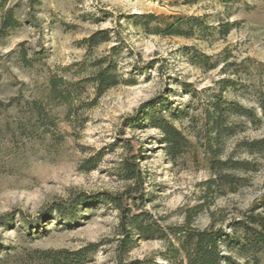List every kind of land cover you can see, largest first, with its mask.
<instances>
[{"label": "rangeland", "instance_id": "1", "mask_svg": "<svg viewBox=\"0 0 264 264\" xmlns=\"http://www.w3.org/2000/svg\"><path fill=\"white\" fill-rule=\"evenodd\" d=\"M7 6H18L20 25L0 42V264H178L171 232L190 216L194 227L215 219L230 235L223 252L232 264H264V245L233 227L264 211V150L249 149L264 139V0ZM100 31L108 41L90 46ZM104 68L119 84L100 91L93 78ZM219 102L231 134L217 139L207 124ZM163 119L191 142L175 157L157 127ZM128 141L141 151L146 190L128 208L145 213L152 231H132L119 252L114 205L76 201L133 183L122 173ZM219 146L222 160L246 163L232 171L235 187L207 185Z\"/></svg>", "mask_w": 264, "mask_h": 264}, {"label": "trees", "instance_id": "2", "mask_svg": "<svg viewBox=\"0 0 264 264\" xmlns=\"http://www.w3.org/2000/svg\"><path fill=\"white\" fill-rule=\"evenodd\" d=\"M8 0H0V42L4 39L11 30L15 29L20 25L18 18L16 17L15 9L18 6H7ZM153 17V16H152ZM148 24H145L147 27ZM165 33L173 35L176 33L174 30V24L165 26ZM105 35V36H102ZM109 36L104 31H100L92 35L88 40L90 46H97L99 43L108 41ZM110 69H100L96 76L93 78L98 85L100 91H104L112 86L119 84L117 77L109 75ZM222 102L215 104L214 112L208 113V124L213 132H216V138L220 139L225 135H230L231 130L225 127V115L224 111L221 110ZM264 111V100L262 104ZM246 113L251 116L252 111L245 110ZM157 127L162 131L164 135V143L167 145V153L171 157L180 155L183 148L190 145L191 142L184 135V133L178 129L175 125L169 123L166 120H162L157 124ZM135 144L128 141L126 147L128 153L125 155L122 161V173L125 180L132 181L133 183L126 188L123 192L117 195L111 193H101L97 198H78L76 204L84 201L85 203L100 201L111 205L120 213V227L122 235L124 236L120 244L119 252L127 248L130 242V235L132 231H135L142 237H149L152 227L150 224H145L143 217L145 213H138L131 215V209L128 208L127 202L143 203L146 197L145 190V176L140 166L139 156L141 151L136 150ZM221 147L219 146L218 152L215 154V158L211 161V170L213 171L214 177L207 182V185L211 187L218 181L221 185H230L235 187L239 185L238 182L241 178H238L232 171L239 169H247L246 163L242 161H235L231 157L222 160L219 158ZM249 149L264 150V139L258 140L249 144ZM237 188H232L229 191L235 192ZM259 208L264 210V198L259 201ZM256 207V206H255ZM57 210L62 212L60 205L57 206ZM254 210V209H253ZM244 221L236 222L233 227L234 230H242L245 233L253 235V243L256 245H264V211L255 213L251 212L245 216ZM171 235L173 239L177 241V246H174L173 242H170L172 247V253H182L184 260L178 264H232L231 256H225L223 248L229 246L232 243L230 235L223 230L221 227H216L215 219L213 223L205 228L199 229L194 227L191 223V216L188 218L184 225L175 227L172 229ZM121 257V254H119ZM131 264H146L145 261H134Z\"/></svg>", "mask_w": 264, "mask_h": 264}]
</instances>
